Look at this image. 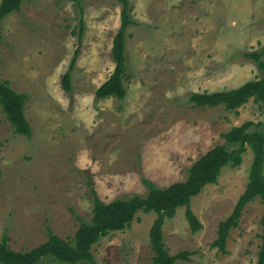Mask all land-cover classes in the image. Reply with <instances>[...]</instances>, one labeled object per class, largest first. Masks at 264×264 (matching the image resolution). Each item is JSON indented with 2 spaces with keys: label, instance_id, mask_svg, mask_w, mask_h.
I'll list each match as a JSON object with an SVG mask.
<instances>
[{
  "label": "rangeland",
  "instance_id": "rangeland-1",
  "mask_svg": "<svg viewBox=\"0 0 264 264\" xmlns=\"http://www.w3.org/2000/svg\"><path fill=\"white\" fill-rule=\"evenodd\" d=\"M128 3L133 25L126 32L123 101L96 97L115 67L117 0H23L1 23L0 81L27 96L24 114L32 129L30 138L15 134L0 108V241L7 236L16 252L44 244L48 230L71 239L77 218H92L90 188L104 203L146 197L144 181L158 189L184 182L199 158L224 144L222 134L263 120L252 100L228 112L199 108L188 98L261 76L245 55L264 54V0ZM77 47L66 93L61 79ZM251 163L248 151L239 168L225 167L217 184L191 200L202 225L198 233H191L185 208L164 223L168 253L191 252L189 262L175 264H256L264 211L259 199L230 231L226 254L210 246L247 186ZM155 219L154 212H139L130 228L102 238L91 248L96 263L153 264Z\"/></svg>",
  "mask_w": 264,
  "mask_h": 264
},
{
  "label": "trees",
  "instance_id": "trees-1",
  "mask_svg": "<svg viewBox=\"0 0 264 264\" xmlns=\"http://www.w3.org/2000/svg\"><path fill=\"white\" fill-rule=\"evenodd\" d=\"M23 0H1L0 2V43L3 40L1 23L12 13L19 12ZM121 6L120 26L113 37L111 53L115 62L112 74L97 90L98 99L115 98L123 101L126 89L123 80L126 71L125 40L128 28L133 25L129 13L128 0H117ZM84 31V22L79 21L78 43ZM75 34V32L73 33ZM79 55V47L74 51L67 72L61 79L64 92L71 91V74ZM263 53H250L245 57L254 61L261 76L237 89L212 94H191L189 103L201 108L223 106L228 112H237L250 100L263 110V120L258 123L246 122L233 127L221 135L224 144L207 151L189 169L184 182L158 189L144 181L148 188L146 197L133 196L127 200L104 203L94 189L91 190L92 218L90 222H80L79 228L71 239L62 240L48 230L47 241L30 250L16 252L9 246V238L0 241V264H40L43 260L59 264H97L91 248L102 238L113 232L130 228L139 212H154L156 219L149 230V244L153 253V264H175L177 261L189 262L191 252L183 251L170 255L163 242L162 228L167 220L174 218L180 208L192 234L198 233L202 225L191 210V200L197 197L208 185H215L225 167L239 168L243 156L250 151L252 163L249 167L248 183L238 198L231 215L217 226L216 239L211 248L226 254L229 233L239 225L244 208L255 199L264 206V60ZM27 96L15 92L6 81H0V108L15 134L30 138L32 129L25 118L24 107ZM260 241L256 264H264V211L260 219Z\"/></svg>",
  "mask_w": 264,
  "mask_h": 264
}]
</instances>
